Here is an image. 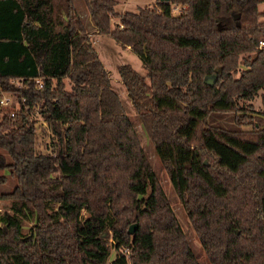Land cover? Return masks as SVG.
Returning <instances> with one entry per match:
<instances>
[{"label": "trees", "instance_id": "1", "mask_svg": "<svg viewBox=\"0 0 264 264\" xmlns=\"http://www.w3.org/2000/svg\"><path fill=\"white\" fill-rule=\"evenodd\" d=\"M261 1L116 13L114 0H82L93 32L141 62L144 75L122 64L118 78L209 264H264V121L239 104L264 88ZM0 92L19 103L0 110V264H107L111 251L108 264H199L72 0H0ZM36 114L48 152L35 148Z\"/></svg>", "mask_w": 264, "mask_h": 264}, {"label": "rangeland", "instance_id": "2", "mask_svg": "<svg viewBox=\"0 0 264 264\" xmlns=\"http://www.w3.org/2000/svg\"><path fill=\"white\" fill-rule=\"evenodd\" d=\"M73 4L80 16L81 22L84 25V28L87 32V37L92 42V47L97 53L99 60L101 61L103 67L108 73L110 79V88L114 91L119 101L123 107V111L125 115L128 117L130 122H132L135 132L137 134L139 143L141 144L147 158L151 164L153 171L157 177L159 184L161 185L164 192L167 194L168 200L174 210L175 216L183 229L188 243L195 255L196 260L199 264H209L200 243L192 230L185 213L178 201L174 190L167 178L166 172L163 168V165L155 153L149 138L147 137L144 129L142 128L140 122L138 121L134 109L126 96L124 88L118 78L116 68L119 65L127 64L132 69H134L140 75H144L145 71L141 66V62L139 58L130 51L129 48H121L112 38L107 35H99L95 31L93 32L92 27L89 24L88 16L86 13V9L82 0H72ZM115 5L113 7L116 13H121L124 11L133 12L138 7L151 6L152 1L150 0H114ZM257 11H264V0L261 1L257 6ZM118 19L116 17H111L110 22L112 24L117 23ZM253 57V53L242 54L238 57L237 67L233 69L231 72L233 78H237L239 73L244 66L242 62L244 60L250 59ZM65 88L69 89V84L66 79H63ZM10 83L17 88H20V85L11 80ZM264 95V88L257 91L256 95L249 101H240L239 104H249L250 112L248 113L252 116L254 122L264 121V118L261 116L262 104H261V96ZM0 97L8 99L9 103L11 102L10 109L1 108L2 113H6L8 111H12L16 109V99L10 93L0 92ZM36 118L35 127H36V139H35V148L39 152H43L44 150H49L51 144V134L48 130L47 125L43 122L38 115H34ZM208 122H215L214 124H218L221 126H225L226 128H234L238 127L232 122V115L229 113L226 114H217L211 113L208 116ZM205 163V161H203ZM5 170H0V174H6ZM14 185V179L11 177H7L5 183L2 184L1 189L3 191H9ZM9 201L8 200H0V213L4 210H9ZM30 223L26 220L23 221L24 230L27 229ZM113 251L110 252L109 258L107 260V264L113 258Z\"/></svg>", "mask_w": 264, "mask_h": 264}, {"label": "built area", "instance_id": "3", "mask_svg": "<svg viewBox=\"0 0 264 264\" xmlns=\"http://www.w3.org/2000/svg\"><path fill=\"white\" fill-rule=\"evenodd\" d=\"M150 1L155 2V1H158V0H150ZM183 9H184V6L179 5V4H170V5H169V12H170L171 14L178 15V14H180V13L182 12ZM262 46H264V42H263V41H259L257 47H258V48H261ZM13 81H16V82L18 83L17 80H13ZM34 82L36 83V87H37L38 89H40V88H41V82H40L38 79H35ZM18 84H19V83H18ZM19 85H20V84H19ZM21 101H22V100H21ZM10 107H11V102L9 103L8 99L3 98V97H0V108H8V109H10ZM17 108H19V103L16 101V109H15V110H12V111H8V112H6L7 115H8L9 117H13V115H14L15 111L17 110ZM22 110H23V111H29L28 107H26V106H24V107L22 108ZM31 110H32V111H35V107H32ZM36 115H37V114H36ZM48 151H49V150H47V152H48Z\"/></svg>", "mask_w": 264, "mask_h": 264}, {"label": "water", "instance_id": "4", "mask_svg": "<svg viewBox=\"0 0 264 264\" xmlns=\"http://www.w3.org/2000/svg\"><path fill=\"white\" fill-rule=\"evenodd\" d=\"M205 83L210 85L212 83V80L211 79H207V80H205ZM134 227H135V223L130 224L127 227V232L128 233H132Z\"/></svg>", "mask_w": 264, "mask_h": 264}]
</instances>
